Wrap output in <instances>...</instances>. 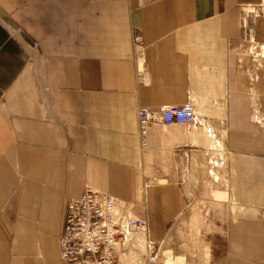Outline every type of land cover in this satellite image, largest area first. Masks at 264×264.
I'll use <instances>...</instances> for the list:
<instances>
[{
	"label": "crops",
	"instance_id": "1",
	"mask_svg": "<svg viewBox=\"0 0 264 264\" xmlns=\"http://www.w3.org/2000/svg\"><path fill=\"white\" fill-rule=\"evenodd\" d=\"M263 4L0 0V264H65L86 187L145 222L115 264H264V46L244 25ZM188 101L193 124L140 147L139 107Z\"/></svg>",
	"mask_w": 264,
	"mask_h": 264
},
{
	"label": "built area",
	"instance_id": "2",
	"mask_svg": "<svg viewBox=\"0 0 264 264\" xmlns=\"http://www.w3.org/2000/svg\"><path fill=\"white\" fill-rule=\"evenodd\" d=\"M194 122V107L190 101L156 111L139 107L140 147H146L149 129L154 123L170 127ZM260 215L264 220V210ZM145 228V222L132 219L127 208L115 198L86 187L79 198L68 201L63 231L58 239L59 257L65 264H115L118 245L129 233ZM154 263V257H149L148 264Z\"/></svg>",
	"mask_w": 264,
	"mask_h": 264
},
{
	"label": "rangeland",
	"instance_id": "3",
	"mask_svg": "<svg viewBox=\"0 0 264 264\" xmlns=\"http://www.w3.org/2000/svg\"><path fill=\"white\" fill-rule=\"evenodd\" d=\"M262 11V17H258L257 13H252L254 16H249V17H245L244 18V25L246 27V33H247V37H249V40L255 42V43H260L262 42V44H260L261 46H264V4L262 5L261 9ZM263 29V30H262ZM259 31H262L263 34L260 35H257ZM252 51V50H251ZM259 51L258 50H253V53H258ZM261 53L264 55V47H263V50H261ZM218 166L217 169L219 170L220 168H222V165L220 164V162L218 163ZM218 176V175H217ZM190 189L192 190L193 187H190ZM193 195H191V205L193 204H196L199 206V201H194L193 200ZM195 196V195H194ZM198 197H202L205 199L206 202L208 201H211L213 202V200L211 199L212 197L209 196V195H197ZM208 199V201H207ZM195 205V206H196ZM213 208V209H212ZM216 208V205L214 204V207H211L209 211V214H215L217 213V216H222V214H219L220 212H218L219 210H215ZM136 237H141V236H136Z\"/></svg>",
	"mask_w": 264,
	"mask_h": 264
},
{
	"label": "bare ground",
	"instance_id": "4",
	"mask_svg": "<svg viewBox=\"0 0 264 264\" xmlns=\"http://www.w3.org/2000/svg\"><path fill=\"white\" fill-rule=\"evenodd\" d=\"M194 115H195V112H194Z\"/></svg>",
	"mask_w": 264,
	"mask_h": 264
}]
</instances>
